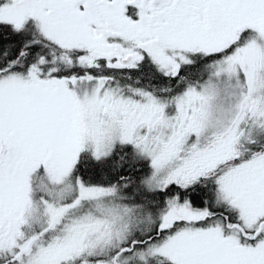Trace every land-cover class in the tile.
Returning a JSON list of instances; mask_svg holds the SVG:
<instances>
[{"label":"snow or ice","instance_id":"snow-or-ice-1","mask_svg":"<svg viewBox=\"0 0 264 264\" xmlns=\"http://www.w3.org/2000/svg\"><path fill=\"white\" fill-rule=\"evenodd\" d=\"M0 264H264V0H0Z\"/></svg>","mask_w":264,"mask_h":264}]
</instances>
